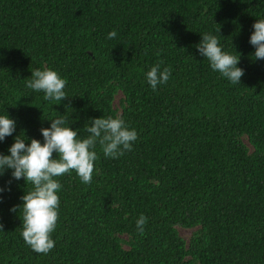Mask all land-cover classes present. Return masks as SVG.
I'll return each instance as SVG.
<instances>
[{
	"label": "trees",
	"instance_id": "16d2710c",
	"mask_svg": "<svg viewBox=\"0 0 264 264\" xmlns=\"http://www.w3.org/2000/svg\"><path fill=\"white\" fill-rule=\"evenodd\" d=\"M257 19L264 0H0V115L16 121L0 153L18 135L43 143L40 129L60 115L78 139L101 117L138 134L115 159L97 143L91 183L75 170L55 177L48 254L22 237L18 206L33 186L7 169L0 264H264V60L249 43ZM204 33L240 56L239 84L199 54ZM161 60L172 73L154 91L146 74ZM45 68L67 80L68 98L46 101L26 86Z\"/></svg>",
	"mask_w": 264,
	"mask_h": 264
},
{
	"label": "clouds",
	"instance_id": "9594fccd",
	"mask_svg": "<svg viewBox=\"0 0 264 264\" xmlns=\"http://www.w3.org/2000/svg\"><path fill=\"white\" fill-rule=\"evenodd\" d=\"M252 27L254 31L249 43L255 47L254 57L264 60V19H257ZM116 36L115 30L108 33L109 39ZM201 36V42L196 45L199 54L210 62L214 71L221 73L232 84H239L244 75V69L237 66L240 56L222 50L216 35L204 33ZM156 55L159 56L160 52ZM162 64V60L158 61L146 74L154 91L159 84L167 83L172 73L171 66L161 70ZM66 84L67 80L61 78L57 71L45 68L31 71V78L26 86L36 92H43L46 101L61 102L68 98L64 91ZM15 130V119L8 114L0 115V142L11 136ZM85 130L89 135L78 139L77 130L70 127L65 115H60L51 120L49 128L40 129L43 143L32 138L26 144L25 139H20L18 135L8 149L10 155L0 153V176L7 169H11L14 179L24 178L25 183L30 182L33 186L31 191L21 197L23 203L18 208L23 207L22 237L36 253L48 254L55 247V241L50 234L55 230L58 220L60 198L57 190L61 188L55 177L75 170L81 181L89 184L92 181L94 161L98 159L95 151L97 143L106 157L115 159L124 155L125 151H131L132 143L138 138L136 130L129 129L119 117L92 119L91 125H86ZM2 191L4 189L0 188V192ZM10 211L16 212L17 207ZM147 219L143 214L137 219V229L141 234ZM0 230H3L2 224Z\"/></svg>",
	"mask_w": 264,
	"mask_h": 264
},
{
	"label": "rangeland",
	"instance_id": "374dc122",
	"mask_svg": "<svg viewBox=\"0 0 264 264\" xmlns=\"http://www.w3.org/2000/svg\"><path fill=\"white\" fill-rule=\"evenodd\" d=\"M115 105H117V100L115 101ZM181 236H183L184 238H187L188 235L190 234V230L187 229H180Z\"/></svg>",
	"mask_w": 264,
	"mask_h": 264
}]
</instances>
